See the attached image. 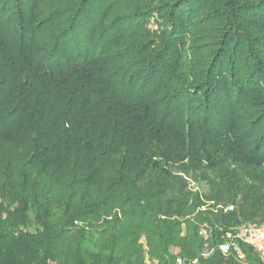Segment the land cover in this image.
I'll return each mask as SVG.
<instances>
[{
  "label": "trees",
  "instance_id": "obj_1",
  "mask_svg": "<svg viewBox=\"0 0 264 264\" xmlns=\"http://www.w3.org/2000/svg\"><path fill=\"white\" fill-rule=\"evenodd\" d=\"M249 224L264 0H0V264H264Z\"/></svg>",
  "mask_w": 264,
  "mask_h": 264
},
{
  "label": "built area",
  "instance_id": "obj_2",
  "mask_svg": "<svg viewBox=\"0 0 264 264\" xmlns=\"http://www.w3.org/2000/svg\"><path fill=\"white\" fill-rule=\"evenodd\" d=\"M233 209L234 208L232 206L228 208L229 211H232ZM235 239L246 244L247 246H251L262 258H264V225H242L234 230V232L228 233L227 240L229 242L221 245V250L224 254L229 252ZM208 255V252L202 254L204 258H206ZM239 258L243 259L244 257L242 254H240ZM197 262L198 259L192 261L191 264H196ZM177 264L186 263L183 259L178 258Z\"/></svg>",
  "mask_w": 264,
  "mask_h": 264
},
{
  "label": "rangeland",
  "instance_id": "obj_3",
  "mask_svg": "<svg viewBox=\"0 0 264 264\" xmlns=\"http://www.w3.org/2000/svg\"><path fill=\"white\" fill-rule=\"evenodd\" d=\"M190 186L194 187L196 190L200 188V186L196 185L195 183L190 184ZM202 190H207V186L204 184V186L201 187ZM178 251V249H174L173 252L176 253Z\"/></svg>",
  "mask_w": 264,
  "mask_h": 264
}]
</instances>
